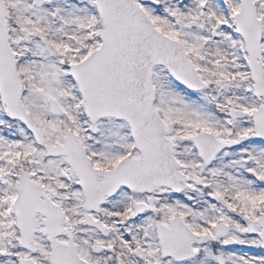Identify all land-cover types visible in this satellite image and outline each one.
Instances as JSON below:
<instances>
[{
	"label": "snow or ice",
	"instance_id": "1",
	"mask_svg": "<svg viewBox=\"0 0 264 264\" xmlns=\"http://www.w3.org/2000/svg\"><path fill=\"white\" fill-rule=\"evenodd\" d=\"M0 264H264V0H0Z\"/></svg>",
	"mask_w": 264,
	"mask_h": 264
}]
</instances>
